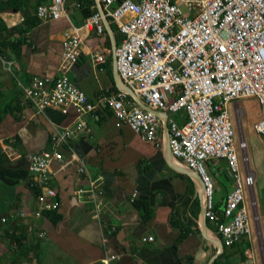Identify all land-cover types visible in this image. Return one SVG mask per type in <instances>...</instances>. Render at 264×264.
I'll return each mask as SVG.
<instances>
[{"label":"built area","instance_id":"obj_1","mask_svg":"<svg viewBox=\"0 0 264 264\" xmlns=\"http://www.w3.org/2000/svg\"><path fill=\"white\" fill-rule=\"evenodd\" d=\"M65 1L42 0L34 16L39 23H68ZM89 1L91 14L84 22L80 26L68 23L60 33L57 75L35 76L21 86L22 106L30 107L35 114L48 108L65 114L71 108L76 120L72 127L51 136L49 151L25 158L39 190L38 209L31 214L20 211L3 217L1 224L15 217L35 222L42 212L56 209L58 194L50 184L57 174L52 163L63 159L58 147L67 145L75 131H90L83 117L97 107L70 81L68 73L84 55L93 69L104 71L110 52L102 45L107 32L112 40L115 34L120 36L117 44L113 40L112 53L120 82L131 91L117 89L100 97V103L110 110L113 127H127L155 147L167 146L176 166L199 177L203 217L214 225L217 243L230 247L241 239L250 240L245 197L253 192L255 174L249 168L245 141L241 139L238 148L235 145L229 106L240 99L255 100L260 113L252 129L260 138L264 154V0ZM90 32L100 40V46L87 49ZM234 115L240 122L241 111L235 108ZM220 161L225 162L233 186L217 210L208 171L218 169ZM76 163V174L83 177L85 187L75 188L72 195L90 204L99 221L100 184L82 160ZM135 198L133 192L130 202ZM15 234L13 227L5 230L6 236ZM37 236L41 238L44 233ZM141 241L152 242L153 238ZM117 258V254L107 253L103 264H116Z\"/></svg>","mask_w":264,"mask_h":264},{"label":"crops","instance_id":"obj_2","mask_svg":"<svg viewBox=\"0 0 264 264\" xmlns=\"http://www.w3.org/2000/svg\"><path fill=\"white\" fill-rule=\"evenodd\" d=\"M7 1L0 0V7L4 8L0 21L14 31L2 32L0 41L18 38L24 39V43L19 58L10 49L0 52V219L20 211L31 214L38 209L39 190L25 158L49 151L51 136L72 127L76 120L71 108L65 114L51 108L35 114L30 107L22 106L21 86L35 76L57 75L61 31L68 23L80 26L91 14L89 0H66L68 23L38 21L21 33L26 28L25 20L34 19L39 0H24L21 11H8ZM105 33L102 45L110 52L105 57L104 71L93 69L84 55L68 73L70 81L97 107L83 117L90 131H75L67 145L58 147L63 159L52 163L57 174L50 184L58 194V205L42 212L35 222L32 218L17 217L9 219L6 225L0 222V264H103L107 253L118 255L116 264H207L219 252L215 243L219 237L212 222L205 220L202 228L200 188L195 179L177 171L165 146L148 144L127 127L114 128L110 110L100 103L102 95L121 89L112 53L118 34L113 37V44L110 34ZM98 46L100 40L93 32L88 33L86 48ZM234 129L236 136L238 128ZM76 160H82L90 176L100 184L99 221L90 204L72 195L75 188L85 187L83 177L76 174ZM215 171L216 179L222 182H215L214 203L220 210L233 183L224 161ZM133 192L136 198L131 203ZM194 199L198 201L196 208ZM141 205L147 209L146 218L142 217ZM250 220L249 213V224ZM12 227L16 234L6 236L5 230ZM39 232L44 236L39 238ZM148 236L153 238L152 242L141 241ZM244 239L247 247L242 257H237L238 264H258L251 237Z\"/></svg>","mask_w":264,"mask_h":264},{"label":"rangeland","instance_id":"obj_3","mask_svg":"<svg viewBox=\"0 0 264 264\" xmlns=\"http://www.w3.org/2000/svg\"><path fill=\"white\" fill-rule=\"evenodd\" d=\"M238 109L243 112L240 127L237 123L238 118L234 115V109ZM231 115V122L233 128H238L235 136V145L238 148V143L243 139L247 145L246 153L250 163V169L255 172V184L253 192L246 193V205L249 213L252 217L251 224V240L252 249L254 251V257L258 264H264V154L259 136L254 133L252 129L253 123L258 118V107L253 98L240 99L236 104L229 106ZM214 170H209V176L212 182L214 194L213 200L217 202V194L215 189L217 188V180ZM216 182V183H215ZM231 189V183L229 190ZM257 216V218H256ZM245 257V256H244Z\"/></svg>","mask_w":264,"mask_h":264},{"label":"trees","instance_id":"obj_4","mask_svg":"<svg viewBox=\"0 0 264 264\" xmlns=\"http://www.w3.org/2000/svg\"><path fill=\"white\" fill-rule=\"evenodd\" d=\"M23 3H24V0H8L5 4V7L9 9L8 11H11V10L21 11L22 9L21 6L23 5ZM37 3L39 4L40 0ZM0 11H4V8L0 7ZM33 18L34 19L30 21L25 20L26 28L22 29L21 33L27 32L28 30H30L32 27H34L38 23L37 18L35 16ZM11 31H14V30L13 29L8 30L6 26L0 21V34L2 32L10 33ZM119 40H120V36L117 35L116 43H118ZM23 43H24V39L20 40L18 38L15 40H12L11 42H5L4 40L3 42L0 41V52L3 49H10L15 54V56L19 58L20 48ZM193 205H194V208L197 207L198 201L196 199L193 200ZM140 207L143 210L142 217L146 218L148 214L146 207L144 205H141ZM246 247H247V244H246L245 239H241L239 242L234 243L230 247H224L222 252L218 255L217 259H215V261L212 264H238L236 259H238L237 257L239 258L242 257V252L244 251Z\"/></svg>","mask_w":264,"mask_h":264},{"label":"water","instance_id":"obj_5","mask_svg":"<svg viewBox=\"0 0 264 264\" xmlns=\"http://www.w3.org/2000/svg\"><path fill=\"white\" fill-rule=\"evenodd\" d=\"M116 74H117V72H116ZM117 77H118V75H117ZM120 86H121V89L122 90H125V91H127L128 93L130 92L131 93V91L126 87V86H124L123 84H121L120 83ZM157 113V112H156ZM164 131H165V134H166V136H167V129H166V126H165V124H164ZM166 149H167V151H168V148H167V146H166ZM169 152V151H168ZM177 168V171H179V172H182V173H185L187 176H191V177H193L194 179H195V181L194 182H196V184H198L199 185V188L201 189V182H200V179H199V177L196 175V174H194L193 172H191L190 170H188V169H186V168H184V167H180V166H176ZM199 196H200V194H199ZM201 204V203H200ZM200 213L202 214L201 216H202V224H203V226H202V228H204V223H205V219H204V217H203V207H202V204H201V206H200ZM214 241V240H213ZM215 242V241H214ZM216 244H217V246H218V248H219V252L214 256V257H212L209 261H208V263L207 264H212V262H213V260L217 257V255L222 251V249H223V247H222V245L221 244H219V243H217V242H215Z\"/></svg>","mask_w":264,"mask_h":264}]
</instances>
